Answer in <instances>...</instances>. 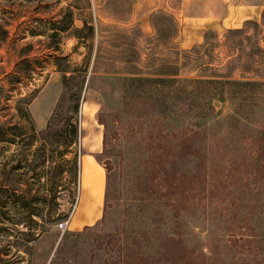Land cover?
<instances>
[{"label":"rangeland","instance_id":"rangeland-1","mask_svg":"<svg viewBox=\"0 0 264 264\" xmlns=\"http://www.w3.org/2000/svg\"><path fill=\"white\" fill-rule=\"evenodd\" d=\"M261 17L264 0H0V264H264V94L241 107L107 72L124 71V59L145 74L171 46L190 49L208 30L223 40ZM84 20L94 39L77 37ZM98 48L107 59L96 68ZM70 116L77 146L54 132ZM75 153L76 175L66 164Z\"/></svg>","mask_w":264,"mask_h":264},{"label":"trees","instance_id":"trees-1","mask_svg":"<svg viewBox=\"0 0 264 264\" xmlns=\"http://www.w3.org/2000/svg\"><path fill=\"white\" fill-rule=\"evenodd\" d=\"M159 16L161 15L156 17ZM165 16L169 21V28L166 35L169 36L170 39H175L179 32V23L172 14H167ZM162 17H164L163 13ZM262 17L260 20L247 19L243 22L241 27L228 29L224 34L223 40L220 39V36L216 32H209L208 30L204 33L203 41L190 49L181 51L171 46L172 55L169 56L168 60L159 66L150 68V71L145 74L137 64L129 62L128 60L125 61L124 59L123 62L129 64L124 71L110 70L107 72H113L115 74L126 73L128 76L125 77V81L132 83L190 84L196 88L201 87L204 90L202 95L205 96V99L209 98V100H214L216 98L218 101L225 102L228 100L231 101L230 99L234 98L238 99L236 100L239 101L238 105L241 107L246 106L248 97L261 98L264 94V44H262L264 40L260 39V36L264 34V19L262 20ZM83 22L84 26L76 29L77 37L80 39L83 37L82 32H86V35L94 39L97 32L95 31L93 22H88L86 20ZM160 24L154 23V27L158 33L161 31L160 34L165 37L164 31L166 30L161 28ZM252 29L257 34L254 43H250L247 37ZM56 31H58L57 28L53 30V33ZM111 58L115 59V56ZM111 58H108V60ZM104 59L107 58L103 57L99 48L96 49L94 67L99 68V63ZM75 71L76 70L70 72L64 71L63 83L65 86H68L69 82L75 78ZM78 71H80V69ZM67 72L70 74L67 75ZM13 76L16 75L13 74ZM8 82L10 84L13 83L9 78ZM85 82L86 76L81 74L79 90L69 95L68 115L77 117L80 113L82 104L81 93L84 89ZM209 103V107L214 110V105L211 102ZM57 112L58 111H56L53 116ZM25 115L26 119H30V115L27 112H25ZM73 116H70L65 127L54 130L58 138L57 141L60 142V144L65 143L63 137L66 136L68 141L67 144L74 143L77 146L80 127L76 120L73 121ZM4 127V124H0V130ZM7 127V129H15L14 126ZM49 127L50 124L48 125V128ZM1 137H3L2 134H0V138ZM48 138L49 135L43 137L39 145L43 151L46 150V140ZM64 154V150H62L61 165L66 162ZM77 156V153H75L74 158L66 163L73 165L75 175L78 173ZM47 161L49 162L46 156L44 162Z\"/></svg>","mask_w":264,"mask_h":264},{"label":"crops","instance_id":"crops-1","mask_svg":"<svg viewBox=\"0 0 264 264\" xmlns=\"http://www.w3.org/2000/svg\"><path fill=\"white\" fill-rule=\"evenodd\" d=\"M142 24H144L146 30H147V28H149V21H148V19H144L143 22H142ZM198 41H199V39H198ZM87 203H88V198L84 197V195H83L82 200H81V203H80V206L86 207ZM78 206L79 205H77V207ZM78 217H79L78 218V221L79 220H85L86 215H85V213H82Z\"/></svg>","mask_w":264,"mask_h":264},{"label":"bare ground","instance_id":"bare-ground-1","mask_svg":"<svg viewBox=\"0 0 264 264\" xmlns=\"http://www.w3.org/2000/svg\"><path fill=\"white\" fill-rule=\"evenodd\" d=\"M87 169H88L87 166H85V170H87ZM99 181H100L99 184H100L101 187H102V185H103V183H102V177L99 178ZM88 189H89V188H88ZM90 193H92V192H90ZM96 199H97V198H96ZM97 202H99V200H98ZM94 204H96V203H94ZM97 204H98V203H97ZM91 206H93V205H91ZM87 207H88V206H87ZM93 208H94V207H93ZM93 208H92V209H93ZM91 212H92V211H91ZM91 212H90V213H91ZM87 213H88V212H87ZM90 213H89V215H90ZM97 217H98V216H97ZM95 218H96V217H95Z\"/></svg>","mask_w":264,"mask_h":264},{"label":"built area","instance_id":"built-area-1","mask_svg":"<svg viewBox=\"0 0 264 264\" xmlns=\"http://www.w3.org/2000/svg\"><path fill=\"white\" fill-rule=\"evenodd\" d=\"M67 224H68L67 221H65V222H61V223L59 224V227H60L61 229H64V228L67 226Z\"/></svg>","mask_w":264,"mask_h":264}]
</instances>
